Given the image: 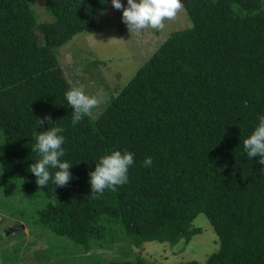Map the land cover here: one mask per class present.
I'll return each mask as SVG.
<instances>
[{
	"label": "trees",
	"instance_id": "16d2710c",
	"mask_svg": "<svg viewBox=\"0 0 264 264\" xmlns=\"http://www.w3.org/2000/svg\"><path fill=\"white\" fill-rule=\"evenodd\" d=\"M41 1L45 19L29 0H0V167L46 196L36 221L85 251L124 237L142 250L147 241L189 242L204 213L219 248L203 263L180 264H264V165L243 148L264 116V0H183L192 25L170 32L103 110L76 126L55 49L93 30L105 2ZM45 115L65 129L73 179L64 187L38 188L29 171L36 118ZM112 149L135 154L128 183L94 198L89 172Z\"/></svg>",
	"mask_w": 264,
	"mask_h": 264
},
{
	"label": "rangeland",
	"instance_id": "374dc122",
	"mask_svg": "<svg viewBox=\"0 0 264 264\" xmlns=\"http://www.w3.org/2000/svg\"><path fill=\"white\" fill-rule=\"evenodd\" d=\"M103 1L105 9L97 15V26L75 34L55 52L72 87L83 85L88 93L103 87L110 100L170 32L186 29L192 22L182 7L173 19L164 21L163 29L129 31L122 22L121 10L112 7L111 0ZM121 2L126 4V0ZM29 3L41 19L47 18L41 0H29ZM107 103L95 109L91 117L97 116ZM1 134L0 129V142ZM46 201L41 190L25 191L20 177H6L0 167V264H102L137 257L153 264H180L192 260L203 263L219 248L218 237L208 218L199 213L193 226L200 231L189 242L169 245L147 241L141 250L130 245L124 237L125 240L110 243L108 247L102 244L85 251L68 237L55 234L36 221ZM14 225L23 227L5 233ZM152 256L157 260L151 259Z\"/></svg>",
	"mask_w": 264,
	"mask_h": 264
},
{
	"label": "clouds",
	"instance_id": "9594fccd",
	"mask_svg": "<svg viewBox=\"0 0 264 264\" xmlns=\"http://www.w3.org/2000/svg\"><path fill=\"white\" fill-rule=\"evenodd\" d=\"M111 5L121 10L122 22L129 31L139 32L146 28L163 29L164 21L173 19L182 9L183 0H126V4L121 0H111ZM108 100V94L103 87H98L93 93H88L83 85L67 91L65 101L73 110L72 125H78ZM45 124L47 127H44ZM35 128V144L31 149L38 154V159L31 164L29 171L35 176L38 188H45L49 181L56 187L66 186L73 179V174L70 171L72 162L64 159V127L45 115L43 118H36ZM243 148L249 159L259 157V163L264 165V116L258 119L252 132L243 140ZM134 157L132 151L112 149L94 163V169L89 172L90 193L94 198L103 195L106 189L115 191L118 186L128 183L129 169L134 164ZM152 164L150 156L144 158V167H151Z\"/></svg>",
	"mask_w": 264,
	"mask_h": 264
},
{
	"label": "water",
	"instance_id": "95a60500",
	"mask_svg": "<svg viewBox=\"0 0 264 264\" xmlns=\"http://www.w3.org/2000/svg\"><path fill=\"white\" fill-rule=\"evenodd\" d=\"M22 227H23V225H14L11 228H9L8 230H6L5 233L8 234L9 232H11L13 230H16V229H19V228H22Z\"/></svg>",
	"mask_w": 264,
	"mask_h": 264
}]
</instances>
